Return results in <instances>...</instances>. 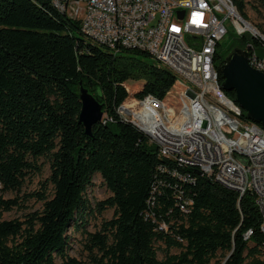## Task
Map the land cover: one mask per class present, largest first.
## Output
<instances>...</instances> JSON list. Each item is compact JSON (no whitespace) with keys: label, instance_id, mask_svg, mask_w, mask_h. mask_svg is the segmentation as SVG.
<instances>
[{"label":"trees","instance_id":"obj_1","mask_svg":"<svg viewBox=\"0 0 264 264\" xmlns=\"http://www.w3.org/2000/svg\"><path fill=\"white\" fill-rule=\"evenodd\" d=\"M230 1L247 21V1ZM259 30L264 35L262 25ZM77 33L83 34L80 21L52 0H0V190L18 191L26 174L40 170L41 157L53 185L41 211L25 221L0 220V264H84L67 253L68 228L84 227L89 213L105 209L113 215L99 230H81L91 264H264L254 194L239 198L199 169L160 156L157 145L118 113L129 96L128 80L142 83L137 99H163L172 89L190 101L192 88L146 51H111ZM221 47L220 41L216 64L234 47L262 54L264 41L245 32ZM80 82L105 115L90 135L78 120ZM96 174L110 195L92 207L86 190ZM15 206L17 196L0 197L1 210Z\"/></svg>","mask_w":264,"mask_h":264},{"label":"built area","instance_id":"obj_2","mask_svg":"<svg viewBox=\"0 0 264 264\" xmlns=\"http://www.w3.org/2000/svg\"><path fill=\"white\" fill-rule=\"evenodd\" d=\"M52 2L80 21L89 40L102 41L113 51L122 47L146 51L157 64L169 65L181 80L190 81L192 95H202L203 104L184 101L183 93L171 89L163 99L147 95L133 98L127 106L124 102L118 113L157 145L160 156L199 169L235 190L239 198L254 194L264 235V151L248 136V129L264 135V128L237 112L234 99L220 87L214 60L217 43L227 33L226 20L238 34H252L247 21L231 16L225 0ZM250 48L246 49L251 67L264 71V52ZM193 106H200V115H193ZM240 126H247V133H240ZM251 232L246 231V238Z\"/></svg>","mask_w":264,"mask_h":264},{"label":"rangeland","instance_id":"obj_3","mask_svg":"<svg viewBox=\"0 0 264 264\" xmlns=\"http://www.w3.org/2000/svg\"><path fill=\"white\" fill-rule=\"evenodd\" d=\"M245 1L248 3L246 6V12L249 18L247 22L262 33L259 30V25H262L264 28V7L258 5L257 9H255L253 5L256 4V0ZM225 25L227 33L221 40V50L228 46L230 42L238 36V33L228 19L226 20ZM77 36L86 39V37L81 33H77ZM126 85L128 87L129 96L124 102L130 103L133 101V98L137 99L134 96V93L140 90L142 84L140 81L128 80L126 81ZM188 95L192 104H197L194 95H192V91H188ZM193 115H200L198 106H193ZM104 117L105 115H103V119ZM37 162L40 166V170L26 174L23 184L18 191L2 192L0 190V197L2 199H11L17 196L20 203V206H15L9 211H4L0 208V220L18 219L19 221H25L29 214L41 211L44 201L52 197L53 185L49 180V162L43 157L39 158ZM38 193H44L45 198L40 199ZM109 195V190L103 183L100 176L96 174L92 179V184L86 190V196L89 203L92 207H94V203L96 201L105 199ZM112 215L113 209H105L102 212L95 210L85 217L86 222L84 227L74 228L73 226H70L67 231V235L69 236L67 249L68 255L81 260L84 264H91L88 255L89 251L85 245L86 234L81 230L85 228L86 231L95 232L100 229L102 221L110 219ZM161 256V253H159L158 257L161 258ZM218 258L223 259L220 254L218 255ZM57 262H59V259H57ZM210 264H215V260H212Z\"/></svg>","mask_w":264,"mask_h":264},{"label":"water","instance_id":"obj_4","mask_svg":"<svg viewBox=\"0 0 264 264\" xmlns=\"http://www.w3.org/2000/svg\"><path fill=\"white\" fill-rule=\"evenodd\" d=\"M249 52L239 47L232 48L224 60L216 65L222 78L220 87L234 93V101L243 110L249 121L264 128V73L251 67ZM81 109L78 120L85 133L91 134L94 124L103 121L102 104L79 83Z\"/></svg>","mask_w":264,"mask_h":264},{"label":"bare ground","instance_id":"obj_5","mask_svg":"<svg viewBox=\"0 0 264 264\" xmlns=\"http://www.w3.org/2000/svg\"><path fill=\"white\" fill-rule=\"evenodd\" d=\"M225 3L227 4V6L229 8V14L231 16H240L238 14L236 8L232 5V3H231L230 0H225ZM213 4H222V0H213ZM59 10H60V8H59ZM61 11H64V10H61ZM70 17L73 18L72 16H70ZM246 25L250 28V31L252 32L253 35H258L259 37H261L262 39H264V35L261 34L258 30H256L253 26H251L248 22H246ZM84 36L88 39V36L87 35H84ZM90 41L93 42V43H95V44L101 45L102 47L104 46V48H105V45H103V42L102 41H99V40H90ZM106 48L111 50V47H106ZM248 61H249V64L251 66V59H249ZM157 65L162 66L164 68H167L177 78L181 79V77L179 76V73H177L176 71H174V69H172L171 67H169V65H164V64H157ZM253 68H255L256 70H258V67H253ZM261 72L264 73V71H261ZM183 82H185L187 85H189V87L192 88V85H191L190 81H183ZM198 98H199V101L201 102V104H203V97H202V95H198ZM235 104L240 109V111L243 112V110L238 106V104L236 102H235ZM237 112H238V110H237ZM240 133H247V126H240ZM248 136H252V140H256V142H258L259 146H261V151H264V135H259V133H255V129H248Z\"/></svg>","mask_w":264,"mask_h":264},{"label":"crops","instance_id":"obj_6","mask_svg":"<svg viewBox=\"0 0 264 264\" xmlns=\"http://www.w3.org/2000/svg\"><path fill=\"white\" fill-rule=\"evenodd\" d=\"M141 82V81H140ZM142 84V83H141ZM187 96H188V98H189V95L187 94ZM189 100H190V98H189ZM190 102H191V100H190Z\"/></svg>","mask_w":264,"mask_h":264},{"label":"snow or ice","instance_id":"obj_7","mask_svg":"<svg viewBox=\"0 0 264 264\" xmlns=\"http://www.w3.org/2000/svg\"><path fill=\"white\" fill-rule=\"evenodd\" d=\"M174 30L178 31V29H174Z\"/></svg>","mask_w":264,"mask_h":264}]
</instances>
